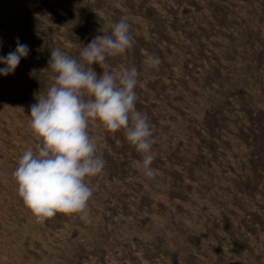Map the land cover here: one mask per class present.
Returning a JSON list of instances; mask_svg holds the SVG:
<instances>
[{
	"label": "rangeland",
	"instance_id": "374dc122",
	"mask_svg": "<svg viewBox=\"0 0 264 264\" xmlns=\"http://www.w3.org/2000/svg\"><path fill=\"white\" fill-rule=\"evenodd\" d=\"M121 19L135 44L107 63L141 73L157 174L143 175L123 131L94 125L106 166L91 180L92 222L38 224L12 172L35 142L51 50L79 61ZM17 38L29 54L0 74V264H264V0H0V56ZM146 53L158 70H144Z\"/></svg>",
	"mask_w": 264,
	"mask_h": 264
},
{
	"label": "clouds",
	"instance_id": "9594fccd",
	"mask_svg": "<svg viewBox=\"0 0 264 264\" xmlns=\"http://www.w3.org/2000/svg\"><path fill=\"white\" fill-rule=\"evenodd\" d=\"M110 33L94 37L80 51V60L59 47L51 50L49 67L54 81L46 94L31 105L28 127L34 144L19 156L12 177L17 195L35 222L43 224L58 213L91 223L92 178L102 174L106 161L98 153L94 125L115 134L123 131L126 141L141 156V169L154 177L151 167L154 132L149 117L136 107L140 71L121 64L110 69L107 58L126 54L135 40L125 19L110 23ZM29 47L16 40L15 51L0 56V74L14 72ZM97 64L101 75L93 69ZM160 58L146 53L144 70H158Z\"/></svg>",
	"mask_w": 264,
	"mask_h": 264
}]
</instances>
